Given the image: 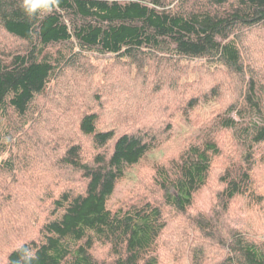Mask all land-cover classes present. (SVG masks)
<instances>
[{
    "label": "trees",
    "instance_id": "1",
    "mask_svg": "<svg viewBox=\"0 0 264 264\" xmlns=\"http://www.w3.org/2000/svg\"><path fill=\"white\" fill-rule=\"evenodd\" d=\"M260 25L264 0H0V224L7 234L0 238V264H161L165 211L187 214L194 207L223 154L221 135L243 153L222 167L216 207L227 212L244 197L261 203L252 172L264 145V76L245 60L242 41ZM93 61L109 68L98 83ZM147 64L165 72L189 64L204 73L225 69L238 89L225 98H238L154 171L156 198L147 194L114 208L109 201L128 169L183 135L177 113L200 130L201 122L192 121L199 101L222 96L214 87L180 112L153 109L151 120H164L159 132L137 125L121 107L166 104L156 101L159 89L134 95ZM73 74L75 88L64 82ZM107 85L122 90L117 100L106 98ZM107 109L114 112L109 117ZM189 219L198 234L192 264H264V242L237 229L216 231L205 214ZM199 236L214 238L224 255L207 254ZM101 249L106 256L97 255Z\"/></svg>",
    "mask_w": 264,
    "mask_h": 264
},
{
    "label": "rangeland",
    "instance_id": "2",
    "mask_svg": "<svg viewBox=\"0 0 264 264\" xmlns=\"http://www.w3.org/2000/svg\"><path fill=\"white\" fill-rule=\"evenodd\" d=\"M243 37V45L246 48V51L244 52L245 60L252 65V69L257 72V75L262 74L264 76V25L257 26L248 32H244ZM105 61H93L92 64L94 66L91 65V68H94L93 79H95L97 83L105 77L109 70V68L105 66ZM200 63L203 62L200 61ZM87 65L88 63L86 66ZM163 65L166 64L164 63ZM197 67H199L198 63ZM197 67H194L193 64H189L185 66L182 71L169 70L165 72L166 69L168 70L166 67L160 68L159 70L157 68L152 70L150 64L145 66L146 70L144 73L146 74V78L141 80V83L144 86L140 83L141 86L135 90L134 95L143 96V92L144 94L146 93L147 95H150L151 91L159 89L160 92L157 94L156 101L161 100L162 102H166V104L155 108H151L146 104V108H144L143 105L142 107H138L140 104H137L135 101V104L133 105L129 102L128 106L121 107L125 115L127 112L130 116H135L133 121H137V125L141 124L148 128H153L155 132H159L164 126V120H151L152 118L149 116H152L153 109L155 110L159 107L161 111L163 110V113L165 112L168 114L171 109L176 108L178 112L181 109V106L186 105L187 101L190 100V98L195 97V95H198L202 99H204L203 96L205 93L209 92V95H211V91L214 87H218V91H221L222 96L219 95L218 100L210 99L204 101V99L199 101L197 110L193 112L194 119L192 118V121L201 122L200 130H198V127L196 126L191 127L190 125H192V123L186 125L184 122L185 120L183 119L184 116L181 114L179 116V113H177L175 121L178 122L180 129H182L183 135L180 134L181 136L178 135L177 137L172 138V141L162 142V145H160L159 148L150 152L138 165L129 168L125 179L119 183L114 195L109 201L110 207L116 208L120 204H129L133 200L147 194H149L150 197L157 190L155 188L154 171H156L158 167L168 165L172 159H175L183 149V146L187 145L185 141H190L192 138L199 139L202 137L206 133L205 128L209 126L216 114L225 109L228 104L237 100L238 96H232L230 99L229 96H226L228 99L225 98V95L229 94L230 91L236 93L238 90L237 85L233 80H230V75H228L225 69L222 71H216V69L211 68L204 73ZM119 78L121 77L119 76ZM77 79L78 75L73 74L72 76L64 77V82L68 85L72 84L75 88L76 83L74 82L77 81ZM141 87H143V90ZM160 87L162 88L160 89ZM139 90L140 92H138ZM105 91L107 95L106 98L108 100L110 98L113 101L117 100L118 97L116 95H118L119 92H122V90L113 89L112 86L108 85L105 87ZM161 101L160 104L162 103ZM157 103H159V101H157ZM107 111L108 117L114 113L110 109H107ZM59 113L62 114L59 123L64 122L66 120V118H63L64 112L56 110V114ZM138 114L140 115L139 118ZM66 115L67 113H65V116ZM71 116L72 114H69L67 119ZM117 120L114 122H117ZM61 132L62 131L60 130L59 133ZM188 132L189 134L186 135ZM66 137L70 138L74 136L72 133L68 132ZM84 146L87 153L92 152L87 142L84 143ZM220 146L222 147L223 154L216 158V161L214 162L215 171L212 174L213 177L210 184L196 195L194 207L189 210L187 214H181L166 209L164 216L168 226L160 240L159 255L162 260L161 264H192L190 252L191 243L195 241L198 234L197 229L192 225L189 218L192 215H197V213L207 215V217L211 219L210 221H212L213 227L216 231L223 232L226 230L227 232H230L233 229H237L243 231L250 239L260 243L264 242V200L257 204L254 201H251L248 197L239 198L237 201L231 203L227 212L216 207L218 203L216 195L222 187V184L219 181L221 169L231 160L239 161L243 153L240 145L233 141L228 135H221ZM259 147L260 148L257 149L255 154L256 161L252 172L255 195L264 194V145ZM155 196L157 195H152V197L156 198ZM39 212L40 211H36L37 214ZM43 214L44 213L40 212V215ZM31 217L34 219L32 214L30 218ZM36 223L37 221L35 220L33 224ZM3 225L0 224V238L3 234V237H6L7 239L6 232L3 231L2 233L1 231ZM6 226V230H8L9 225ZM15 230L18 231V234L26 235V232L21 231V227L19 226H16ZM198 239L202 242L204 241L200 236ZM3 240L5 241L4 238ZM208 240L204 241L205 248L208 251L207 254L210 253V256L215 258L224 255V253L215 246L216 242L214 238H208ZM102 250L103 249L97 251V255L104 257L106 254L105 252L103 253ZM1 254L6 256L3 249Z\"/></svg>",
    "mask_w": 264,
    "mask_h": 264
}]
</instances>
